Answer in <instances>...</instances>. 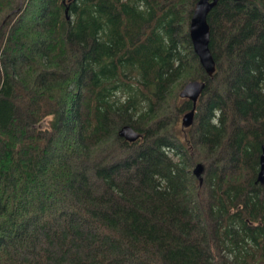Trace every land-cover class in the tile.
<instances>
[{"label":"trees","instance_id":"1","mask_svg":"<svg viewBox=\"0 0 264 264\" xmlns=\"http://www.w3.org/2000/svg\"><path fill=\"white\" fill-rule=\"evenodd\" d=\"M195 1L0 0V264H264V0L209 10L211 76Z\"/></svg>","mask_w":264,"mask_h":264},{"label":"water","instance_id":"2","mask_svg":"<svg viewBox=\"0 0 264 264\" xmlns=\"http://www.w3.org/2000/svg\"><path fill=\"white\" fill-rule=\"evenodd\" d=\"M217 1L218 0H196L193 4L188 21L187 33L191 48L197 58L199 66L204 71L206 76H211L215 69L214 60L208 47L209 30L206 22V15ZM205 83L206 82L202 79L189 80L179 89L178 97L186 99L190 102V108L182 113L180 117V126L182 128H187L192 124L195 104L203 87L205 86ZM117 136L123 138L127 142H134L140 138L141 133L125 124L118 128ZM258 165L256 180L259 183H262L264 178V140L260 144ZM203 170L204 166L201 162L195 163L191 169V173L198 180L199 184L202 180L201 174L203 173Z\"/></svg>","mask_w":264,"mask_h":264},{"label":"rangeland","instance_id":"3","mask_svg":"<svg viewBox=\"0 0 264 264\" xmlns=\"http://www.w3.org/2000/svg\"><path fill=\"white\" fill-rule=\"evenodd\" d=\"M184 113V112H183ZM182 115V114H181ZM179 117H181V116H179ZM178 125H179V120H178Z\"/></svg>","mask_w":264,"mask_h":264},{"label":"bare ground","instance_id":"4","mask_svg":"<svg viewBox=\"0 0 264 264\" xmlns=\"http://www.w3.org/2000/svg\"><path fill=\"white\" fill-rule=\"evenodd\" d=\"M211 53V52H210Z\"/></svg>","mask_w":264,"mask_h":264}]
</instances>
